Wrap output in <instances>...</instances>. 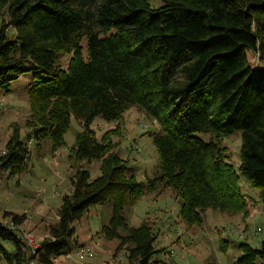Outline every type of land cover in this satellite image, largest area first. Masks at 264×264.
Listing matches in <instances>:
<instances>
[{
	"label": "trees",
	"instance_id": "trees-1",
	"mask_svg": "<svg viewBox=\"0 0 264 264\" xmlns=\"http://www.w3.org/2000/svg\"><path fill=\"white\" fill-rule=\"evenodd\" d=\"M3 10L0 87L10 89L26 72L33 81L30 129L23 137L14 123L0 153V174L23 170L32 139L49 136L53 150L63 146L72 116L84 128L70 157L101 160L93 179L88 169L77 170L73 192L64 195L50 236L35 251L18 232L24 215L4 210L11 222L0 218V255L10 264H56L54 258L73 249L75 221L91 204L108 200L114 213L103 231L121 240L118 248L131 243V264H168L153 259L154 227L131 226L123 214L126 204L160 184L175 191L179 214L191 225L211 207L246 209L240 174L264 201V0H0ZM131 105L159 126L147 131L160 156V171L147 182L112 150L111 129L99 138L92 127L97 116L123 118ZM237 130L236 167L223 138ZM2 240L13 241L14 250ZM221 242L226 250L228 240ZM239 246L237 264H264V240Z\"/></svg>",
	"mask_w": 264,
	"mask_h": 264
},
{
	"label": "rangeland",
	"instance_id": "rangeland-1",
	"mask_svg": "<svg viewBox=\"0 0 264 264\" xmlns=\"http://www.w3.org/2000/svg\"><path fill=\"white\" fill-rule=\"evenodd\" d=\"M158 4L160 0H151ZM158 2V3H157ZM8 19L6 11L0 13V26ZM9 33H14L13 27ZM253 62L258 61L255 53H250ZM70 55H63L61 64L67 66ZM33 81L30 72L15 79L10 89L0 87V153L13 130L14 123L21 127L23 137L29 131L27 124L31 116L28 98L29 84ZM151 117L139 106L131 105L123 118L106 120L97 116L93 123L97 136L102 137L111 129L110 137L115 143L112 150L120 154L127 162L131 172L140 181H148L160 171V156L148 130H153ZM159 127V126H158ZM84 128L80 119L72 116L71 125L65 133V144L53 150L49 136L41 140L29 141L30 153L22 171L11 173L5 169L0 174V218L11 222V217H3L4 210L24 215L18 232L23 230L34 235L38 242L50 236V227L59 218V208L65 194L74 190L73 179L83 167L89 170L93 179L101 173V160H76L70 157L75 145L76 135ZM201 135H208L201 133ZM209 136V135H208ZM241 131L237 130L223 138L227 146V158L236 167L240 163ZM241 190L247 197L245 210L229 208H208L200 223L188 224L179 214L181 199L170 186L160 184L146 191L138 200L125 205L123 214L131 226L147 222L156 233L157 251L153 259L165 260L168 264H237L241 255V241L259 246L264 240V201L259 189L252 186L248 179L240 174ZM114 211L113 202L91 204L82 217L75 221L76 231L71 239L73 248L79 244H89L97 251L93 257L79 260L78 255L70 258L60 254L54 258L56 264H131L129 247L131 243L121 244L114 236H107L103 226L110 222ZM261 230L258 231V227ZM125 233V229H121ZM222 239L229 244L226 250ZM9 251L15 248L11 240H2ZM0 264H10L0 255ZM15 264V262H14Z\"/></svg>",
	"mask_w": 264,
	"mask_h": 264
},
{
	"label": "built area",
	"instance_id": "built-area-1",
	"mask_svg": "<svg viewBox=\"0 0 264 264\" xmlns=\"http://www.w3.org/2000/svg\"><path fill=\"white\" fill-rule=\"evenodd\" d=\"M22 235L26 245H28L35 251V249L40 245L37 238L31 233H28L24 230ZM74 252L78 255L79 260L82 261H84L86 257H93L97 254V251L93 248L92 245L89 244H79L75 248L65 252L64 254L66 257L70 258L74 255ZM32 264H37V259H35Z\"/></svg>",
	"mask_w": 264,
	"mask_h": 264
}]
</instances>
